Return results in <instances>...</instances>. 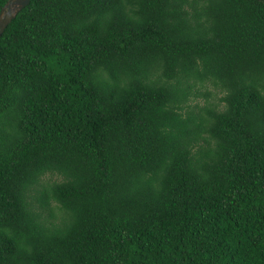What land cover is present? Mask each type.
Returning a JSON list of instances; mask_svg holds the SVG:
<instances>
[{"label":"trees","instance_id":"1","mask_svg":"<svg viewBox=\"0 0 264 264\" xmlns=\"http://www.w3.org/2000/svg\"><path fill=\"white\" fill-rule=\"evenodd\" d=\"M0 264H264V0L20 9L0 36Z\"/></svg>","mask_w":264,"mask_h":264},{"label":"water","instance_id":"2","mask_svg":"<svg viewBox=\"0 0 264 264\" xmlns=\"http://www.w3.org/2000/svg\"><path fill=\"white\" fill-rule=\"evenodd\" d=\"M30 0H8L0 10V36L15 14Z\"/></svg>","mask_w":264,"mask_h":264},{"label":"rangeland","instance_id":"3","mask_svg":"<svg viewBox=\"0 0 264 264\" xmlns=\"http://www.w3.org/2000/svg\"><path fill=\"white\" fill-rule=\"evenodd\" d=\"M209 89H211V87H209ZM218 96L216 97H211V96H209L208 97V101L209 102H216V101H218ZM205 101V98L202 96V97H198L196 100H195V102H204Z\"/></svg>","mask_w":264,"mask_h":264}]
</instances>
